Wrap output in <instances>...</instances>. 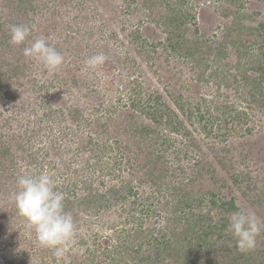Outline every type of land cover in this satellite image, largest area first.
Listing matches in <instances>:
<instances>
[{
    "label": "rangeland",
    "instance_id": "rangeland-1",
    "mask_svg": "<svg viewBox=\"0 0 264 264\" xmlns=\"http://www.w3.org/2000/svg\"><path fill=\"white\" fill-rule=\"evenodd\" d=\"M9 1L0 2V264H78L79 259L88 258L86 251L93 250L95 241L104 243L111 236L110 244L115 239V225L121 220L139 223L134 218L140 213L134 208L140 210L145 205L142 207L141 201L133 205L134 198L127 196L125 186H134L139 200L152 193L146 172L153 166L148 159L157 158L155 150L164 153L166 163L159 164L167 176L176 170L175 181L167 177L164 185L187 182L204 168V177L196 181L194 189L203 184L204 190H212L224 200L233 199L238 210L254 212L264 221L263 94H258L260 104H252L239 84V99L248 101L244 107L252 105L251 120L246 131L240 133L232 134L230 127L219 130L221 123L213 125L212 113L203 104L206 133L202 129L205 122L200 125L199 112L194 111L180 115L184 128L174 134L164 132V127L159 128L161 133L145 139L126 134L119 113L109 115L101 105L113 102L127 115L128 106L116 103L128 98L134 79L150 91L160 90L168 102L169 90L196 98L193 109L200 94L208 91L206 86L198 88L200 94L189 88L196 70L178 53L159 46L151 55L153 59L136 54L130 35L137 26L150 42L165 37L162 27L152 23L141 0H28L25 12L16 10L18 0ZM192 1L200 16V34L215 46L221 29L228 25L220 9L223 5L228 8L229 0ZM244 10L255 13L254 26L264 23V0H245ZM10 24L33 26L24 44H10ZM191 29L189 37L195 34ZM216 34L219 37H214ZM40 37H46L65 56L63 65L53 74L23 55V48ZM101 52L108 57L107 62L88 68L85 60ZM127 58L139 69L124 68ZM226 58L232 66L234 53L229 52ZM251 64L244 69L258 63ZM247 73L261 76L252 69ZM221 97L238 101L234 90ZM124 105H128L126 101ZM170 135L173 143L163 145ZM108 146L114 150L106 149ZM42 171L53 177L58 191L65 193V211L72 214L77 227L76 243L62 259L39 245L35 232L27 228L11 199L19 174ZM166 197L160 195V204L156 205L162 217H153L148 224L167 225L163 210ZM96 234L100 236L97 240ZM255 250L264 253V230L257 237Z\"/></svg>",
    "mask_w": 264,
    "mask_h": 264
},
{
    "label": "trees",
    "instance_id": "trees-1",
    "mask_svg": "<svg viewBox=\"0 0 264 264\" xmlns=\"http://www.w3.org/2000/svg\"><path fill=\"white\" fill-rule=\"evenodd\" d=\"M27 2L28 0H18V5L15 3L16 10L27 11ZM229 2L228 8L223 5L220 9L221 16L229 20L228 25L221 29L222 35L214 46L206 36L200 34V16L195 12L190 0H141L144 9L150 13L152 23L162 27L165 37L159 42H150L143 37L142 28L137 26L130 35L131 43L137 48L136 54L148 60L153 59L151 55L159 50V46L169 53H178L187 62H191L196 70L189 88L198 91V88L206 86L208 91L206 94H200L201 91H198L201 97L197 99V108L193 109V101L196 98L185 97L182 93L176 95L173 90H169L171 100L168 102L164 100V94L160 90L150 91L144 87L143 82L134 79L131 82L134 87L129 86L131 94L126 100L121 98L116 103L128 106L127 115L121 108L114 106L113 102L101 105V109L109 115L119 113L117 116L122 117L121 127L126 134L140 135V138L145 139L161 133L163 130H160V127L165 128L164 132L174 134L184 128L180 115L183 117L194 111L199 112L198 122L202 125L205 122L201 107L203 104H207L208 113H212L210 119L214 120L213 125L221 123L218 125L219 130L230 127L232 134L240 133L248 125L252 117L249 111L252 108L250 103L260 104L258 94L264 96V23L254 26L255 13L244 10L245 0ZM162 6L164 9L159 11ZM191 26L195 33L193 37L188 36L192 30ZM229 52L235 55L232 66L226 61ZM129 60L125 59L124 68L139 69ZM254 62L258 64L244 69L247 65H252L251 63L255 64ZM249 69L261 76H249ZM239 84L243 85L251 98L248 108L244 107V103L248 104V101L239 99ZM181 90L183 89L180 88ZM230 90L235 91L238 101H242L241 104L221 97L224 92ZM124 101L128 105H124ZM261 105L264 106V99ZM207 126L206 122L202 126L205 133ZM246 129L250 131L249 128ZM168 137L163 145L175 140L172 135ZM108 148L114 150L109 146L106 149ZM155 151L157 158L155 161L148 159L153 166L146 172L152 193L139 200L136 198L137 192H134L136 188L125 186L127 196L134 198L133 205L140 201L142 207L145 205L140 210L134 208V212L140 213L134 218L139 223L128 218L121 220L115 225L117 227L113 242L109 244L111 236H107V242L104 243L95 241L93 250L86 251L88 258L79 259L78 264H264V253L255 249L249 252L239 251L235 239L228 231L230 216L238 211L235 201L224 200L211 192L212 190H204L203 184L194 189L196 181L204 177V168H200L197 175L187 179V182H171L164 185L163 181L167 177H173L175 181L176 170L167 176L164 166L162 168L159 164L166 163L164 153H161V150ZM151 154L149 153L148 157ZM184 171L185 169L181 172ZM160 195L167 196L163 209L166 226L147 223L153 217H162L161 210L156 207L160 204ZM99 197L101 200L102 196ZM99 237L98 234L95 235L96 240Z\"/></svg>",
    "mask_w": 264,
    "mask_h": 264
},
{
    "label": "clouds",
    "instance_id": "clouds-1",
    "mask_svg": "<svg viewBox=\"0 0 264 264\" xmlns=\"http://www.w3.org/2000/svg\"><path fill=\"white\" fill-rule=\"evenodd\" d=\"M32 25L10 24V44L20 46L28 40ZM23 55L31 58L50 73H55L64 63L65 56L48 43L46 37H40L23 48ZM103 52L85 60L88 68H96L107 62ZM18 215L26 221L30 231L40 246L53 251L57 259H62L76 243L77 227L71 213L65 211V193L57 190L52 176L46 171L38 174L21 173L16 178V190L11 194ZM264 230V221L254 212L238 210L231 214L228 231L231 232L239 251L249 252L255 249L257 237Z\"/></svg>",
    "mask_w": 264,
    "mask_h": 264
}]
</instances>
